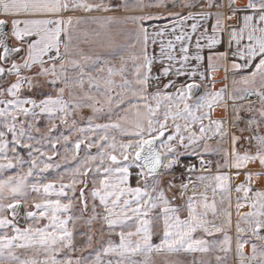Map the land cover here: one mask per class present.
<instances>
[{"label":"snow or ice","instance_id":"1","mask_svg":"<svg viewBox=\"0 0 264 264\" xmlns=\"http://www.w3.org/2000/svg\"><path fill=\"white\" fill-rule=\"evenodd\" d=\"M165 16L170 28L149 31ZM221 70L231 91L213 90ZM58 123L79 134L63 154L71 136L53 137ZM57 155L67 166L45 180ZM255 163L264 169V0H0V172L20 169L0 178V264H184L174 257L197 253L189 264H228L233 241L235 264H264ZM224 169L244 182L233 188ZM96 223L94 257L73 258L93 248Z\"/></svg>","mask_w":264,"mask_h":264},{"label":"rangeland","instance_id":"2","mask_svg":"<svg viewBox=\"0 0 264 264\" xmlns=\"http://www.w3.org/2000/svg\"><path fill=\"white\" fill-rule=\"evenodd\" d=\"M221 2H223V0H221ZM237 3H238V4H243V3H246V0H237ZM166 18H168V17H166ZM163 19H165V18L156 19V20H152V21H149V22H158L159 20H163ZM219 85L222 86V84H219V83H215L214 86L217 87V86H219ZM225 85H227V83H225ZM90 111H91L90 109H85V110H84V112H85V113H88V114H90ZM218 111H220V112L222 113V112H223V109H221V108H217V109L215 110V115H218V114H219ZM230 112H231V109H230ZM230 115H231V114H230ZM247 115H249V114H247ZM114 118H115V117H113V119H114ZM70 122H71V120L69 121V123H70ZM96 122H97V123H104V122H106V119H103V118H102V119H100V120H97ZM39 126L42 128V130L46 129V126H47V119H46V118L41 119V121L39 122ZM78 126H79V127H87V120L80 121V120L78 119ZM241 126H243V125H241ZM61 133H63L64 135H70V136H71V139L67 142V144H65L63 141H61V143L57 145V149H56V150H57L59 153L63 154L65 148H68V149H71V148H72V146H73V144H74V141H75V139H76V136L79 135V134H78V133H75V132H70L68 126H66V125H60V124L58 123V128H57V129H54L53 132L51 133V135H52L53 137H58V136L61 135ZM210 143H212L213 146H215V140L211 141ZM241 143H244V142L241 141ZM222 146H223V147H230V143H228V144H224V145H222ZM45 150L48 151L49 154H50V153H51L50 145H45ZM84 150H85V149H84L83 146H82L81 155L83 154V151H84ZM92 151L94 152L95 149H93ZM21 155L25 158V160H27V152H26V151L21 150ZM190 158H195V157H190ZM208 158L213 160V164H215V161L218 160V159H220L221 162H222V157H221V156H218V155H216V156H209ZM184 159L186 160V159H188V158H184ZM51 163H52L53 165H55V164H57V163H60V167H59L58 169H57V168L50 169L48 172L43 173V174H42V177H43L45 180H51V179H53V178L57 175V173H59V172H63L64 169H65V167L67 166L65 163H63V162L61 161V158H60L59 155H57V156H53V157H52V161H51ZM27 167H28L27 164H24V165H23V168H24L25 171L27 170ZM19 170H20L19 168H16V169H10V170L4 171V172H0V178H5L6 176L13 174V172H15V171H19ZM224 170L230 171V172L233 174V177H234V178H233V185H232L233 188L235 187L236 184L241 183V182H244V179H245V178H244V175H243V174H241V175H239V176H235V175H234V173H235L237 170H235V169H231V170H229V169H224ZM224 170H223V171H224ZM248 170H249V171H259V172H264V169H261L258 163L250 164V165L248 166ZM213 171H215L214 167H213ZM241 172H243V170H241ZM35 179H36V177H30V178H29V180H30V181H33V182L35 181ZM132 183H133V184L135 183L134 179L132 180ZM262 185H264V176H261V177H258V178H255V179H254V184H253L254 188H259V187H261ZM32 195H35V193H32ZM234 195H235V193H233V196H234ZM30 209H31V201H29V206H28V208H25V215H26V212H27L28 210H30ZM243 210L246 211L247 209L245 208V209H243ZM5 215H7V216L9 217V219H12V217L10 216V213H9V212H5ZM233 220H235V216H233ZM29 222H30V221H28V220L25 219V220H24V223H22V224L18 223V225H19L20 227H25V226H27V223H29ZM93 228L96 230L95 233H94L93 248H92V249H85V250L82 251V252H75V253H72L73 258H75L76 256H88L89 258L94 257L95 252L93 251V249H95V248L98 247L96 241L99 240V228H100V224H99V223L94 224V225H93ZM84 232H87V228H86V226H82V225H81V226H78V228H77V234H76V238H75V243H76V246H77V247H82V245H83L84 237H83L82 235H80V234H81V233H84ZM231 235H233V237L235 236L234 229H233V232L231 233ZM154 239H155V238H154ZM210 239H222V236L219 235V234H217V236H215V237H211ZM156 242H158V240H156ZM234 253H235V243H234V241H233L232 251L229 253V257H230V259H229V261H228V264H235V255H234ZM193 255H195V256L198 257L200 254H198V253H197V254H188V255L181 254V255H179L178 257H174V259H179V260L183 261L184 264H189V262H190V261L192 260V258H193ZM221 255H223V254L221 253ZM245 255H250V245H246V246H245ZM106 259H107V258H106ZM158 259H159V258H158Z\"/></svg>","mask_w":264,"mask_h":264},{"label":"crops","instance_id":"3","mask_svg":"<svg viewBox=\"0 0 264 264\" xmlns=\"http://www.w3.org/2000/svg\"><path fill=\"white\" fill-rule=\"evenodd\" d=\"M164 18L165 19L159 20L158 22H149V21H147L146 22V25L149 27V31H152L153 29H161V28H164L165 26H167V27L170 28L171 27V23H172V19L171 18H166V16ZM189 23H191V22H189ZM233 23H235V21H233ZM162 39H164V41L167 42L168 39H174V37H171V36H167L166 35ZM191 43L194 46V44H195V37H193V40H192ZM83 47L85 48L86 51L88 50V46L87 45H83ZM221 50H223V49H221ZM214 75H215V78H216V81H217L216 83L222 84V86L221 85H219L217 87L214 86V89L213 90H217V89H219L221 87H224L225 86V83H227L228 91H231L232 90L233 85L231 83V81H232L231 73L228 74V79H226V80L223 78L224 77L223 70H221L219 73H215ZM185 81H186V78L185 77H181L180 78V82H185ZM239 87H243V86L241 85ZM201 94H203V89H202V92L199 95H201ZM249 99L255 100L256 97H254V96L253 97H249ZM236 103L237 104H243V103H245V101H236ZM228 104H229V106H231L232 101L229 100L228 101ZM221 109H223V108H221ZM230 109L231 108H229V114H231ZM218 112H219V114L218 115H215V111H214V113H213V117L214 118H220L221 116L224 115V110H223L222 113L220 111H218ZM245 115H247V114H245ZM224 171H227V170H224Z\"/></svg>","mask_w":264,"mask_h":264},{"label":"water","instance_id":"4","mask_svg":"<svg viewBox=\"0 0 264 264\" xmlns=\"http://www.w3.org/2000/svg\"><path fill=\"white\" fill-rule=\"evenodd\" d=\"M201 92H202V89L198 90L196 94L199 95ZM24 220H25V208L21 206V208L18 209V216L16 217V222L22 224L24 223Z\"/></svg>","mask_w":264,"mask_h":264},{"label":"built area","instance_id":"5","mask_svg":"<svg viewBox=\"0 0 264 264\" xmlns=\"http://www.w3.org/2000/svg\"><path fill=\"white\" fill-rule=\"evenodd\" d=\"M188 160H191L192 162L196 163L198 168L200 167L199 162L195 158H188L185 160V162H187Z\"/></svg>","mask_w":264,"mask_h":264}]
</instances>
